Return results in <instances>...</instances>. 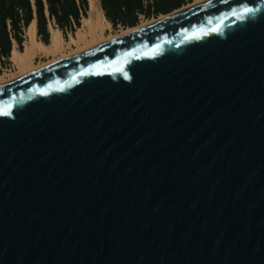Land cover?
Segmentation results:
<instances>
[{"label":"water","instance_id":"water-1","mask_svg":"<svg viewBox=\"0 0 264 264\" xmlns=\"http://www.w3.org/2000/svg\"><path fill=\"white\" fill-rule=\"evenodd\" d=\"M0 264H264V0L0 84Z\"/></svg>","mask_w":264,"mask_h":264},{"label":"trees","instance_id":"trees-1","mask_svg":"<svg viewBox=\"0 0 264 264\" xmlns=\"http://www.w3.org/2000/svg\"><path fill=\"white\" fill-rule=\"evenodd\" d=\"M106 17L116 28L133 27L145 18L169 14L193 0H100ZM89 0H0V71L11 63L15 42L23 48L25 30L37 19L38 35L50 41V23L64 36L75 33L88 16Z\"/></svg>","mask_w":264,"mask_h":264},{"label":"bare ground","instance_id":"bare-ground-1","mask_svg":"<svg viewBox=\"0 0 264 264\" xmlns=\"http://www.w3.org/2000/svg\"><path fill=\"white\" fill-rule=\"evenodd\" d=\"M98 1L89 0L88 16L83 17L81 26L74 34H70L68 38L64 37L63 32L59 28L51 25L49 27L50 41L49 43L44 42L37 36L38 28L37 19L35 18L25 30L23 48H18L15 42L12 49L10 60L15 66V71L0 73V84L15 80L52 64L54 61L82 53L113 38L126 35L205 0H193L169 14H160L157 17L141 19L137 25L123 27L119 30L113 29L112 23L106 17L104 10L99 7ZM39 54L49 58L52 57L54 61H36Z\"/></svg>","mask_w":264,"mask_h":264},{"label":"rangeland","instance_id":"rangeland-1","mask_svg":"<svg viewBox=\"0 0 264 264\" xmlns=\"http://www.w3.org/2000/svg\"><path fill=\"white\" fill-rule=\"evenodd\" d=\"M98 4H99V7H101L102 8V6H101V1L99 0L98 1ZM103 9V8H102ZM142 19H146V18H142ZM53 23H50V26L52 25ZM113 26V25H112ZM121 28H123V26H118V27H114L113 26V29L114 30H119V29H121ZM70 34H72L70 31H68V33H67V36L65 37V38H68L69 37V35ZM64 35V34H63ZM38 37H39V35H37ZM24 41H25V39H24ZM17 47L19 48V45L17 44ZM53 59H52V57L51 58H49V57H46V56H44V55H42V54H39L38 56H37V58H36V61H52ZM54 61V60H53ZM54 62H57V61H54ZM53 62V63H54ZM7 68L5 69V67L3 68V70H1L0 71V73H3V72H13V71H15V66L13 65V63L11 62L9 65H7L6 66Z\"/></svg>","mask_w":264,"mask_h":264},{"label":"built area","instance_id":"built-area-1","mask_svg":"<svg viewBox=\"0 0 264 264\" xmlns=\"http://www.w3.org/2000/svg\"><path fill=\"white\" fill-rule=\"evenodd\" d=\"M142 18H145V16H144V15H141V19H142ZM141 19H140V20H141ZM3 68H4V67H1L2 70H3ZM6 68H7V67H5V69H6Z\"/></svg>","mask_w":264,"mask_h":264},{"label":"snow or ice","instance_id":"snow-or-ice-1","mask_svg":"<svg viewBox=\"0 0 264 264\" xmlns=\"http://www.w3.org/2000/svg\"><path fill=\"white\" fill-rule=\"evenodd\" d=\"M245 11H251V9H245Z\"/></svg>","mask_w":264,"mask_h":264}]
</instances>
